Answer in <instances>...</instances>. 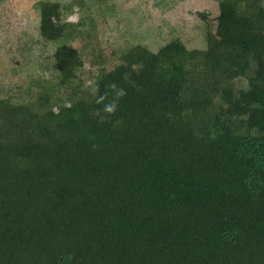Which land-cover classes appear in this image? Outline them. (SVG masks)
<instances>
[{"label":"trees","instance_id":"16d2710c","mask_svg":"<svg viewBox=\"0 0 264 264\" xmlns=\"http://www.w3.org/2000/svg\"><path fill=\"white\" fill-rule=\"evenodd\" d=\"M216 1L206 48L131 43L89 79L74 4L40 0L52 77L0 96V264H264V0Z\"/></svg>","mask_w":264,"mask_h":264},{"label":"rangeland","instance_id":"374dc122","mask_svg":"<svg viewBox=\"0 0 264 264\" xmlns=\"http://www.w3.org/2000/svg\"><path fill=\"white\" fill-rule=\"evenodd\" d=\"M74 4L66 17L83 22L63 43L79 47L85 57L84 76L100 67L92 64L94 53H102L105 65L118 62L119 50L142 42L157 51L180 38L189 48H206L215 37L219 3L216 0H60ZM82 1L85 6L82 7ZM40 0H0V96L15 102L28 101L41 88L33 80L52 77L54 46L39 34ZM80 3V4H77ZM201 13L207 14L204 17ZM93 31L92 46L87 31Z\"/></svg>","mask_w":264,"mask_h":264},{"label":"clouds","instance_id":"9594fccd","mask_svg":"<svg viewBox=\"0 0 264 264\" xmlns=\"http://www.w3.org/2000/svg\"><path fill=\"white\" fill-rule=\"evenodd\" d=\"M120 93L123 94V90H120ZM108 110H109V111H112V110H114V109H113L112 107H109Z\"/></svg>","mask_w":264,"mask_h":264}]
</instances>
